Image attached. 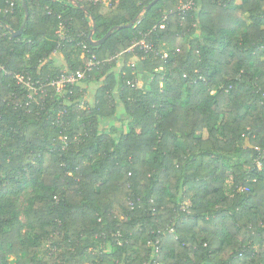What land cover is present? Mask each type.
<instances>
[{"label": "trees", "instance_id": "16d2710c", "mask_svg": "<svg viewBox=\"0 0 264 264\" xmlns=\"http://www.w3.org/2000/svg\"><path fill=\"white\" fill-rule=\"evenodd\" d=\"M151 1L0 0V264H264V0Z\"/></svg>", "mask_w": 264, "mask_h": 264}, {"label": "built area", "instance_id": "2783aa9c", "mask_svg": "<svg viewBox=\"0 0 264 264\" xmlns=\"http://www.w3.org/2000/svg\"><path fill=\"white\" fill-rule=\"evenodd\" d=\"M87 1L93 5L103 4V5L111 6L114 3H116L118 0H87ZM12 5H13V3H10V6H12ZM194 8H195L194 0H186L185 2H182L180 5H178L177 10L181 14V17L185 18V15L190 10H193ZM5 11H7V10H5ZM160 26L163 27L164 24L161 23ZM136 45L143 48L146 52L154 51L152 43H145L143 40H139L136 43H134L133 46H136ZM87 70H89L88 67H86V69L84 71H80L77 73H66L60 79L56 80L53 83L56 85L57 90L60 91L65 83L77 81L78 79L83 78L85 75V71H87ZM20 81H22V79H20ZM24 84L29 86V85H31V82L30 81H24ZM31 88H32V90H35L34 87H31ZM256 150H257V157L255 158L254 161H255L256 167L260 169L261 165H262V161L264 159V147L256 148ZM169 230L172 231V228H170ZM154 249H155V252H158V250H159L158 245H156ZM154 264H160V263L157 260H155Z\"/></svg>", "mask_w": 264, "mask_h": 264}, {"label": "rangeland", "instance_id": "374dc122", "mask_svg": "<svg viewBox=\"0 0 264 264\" xmlns=\"http://www.w3.org/2000/svg\"><path fill=\"white\" fill-rule=\"evenodd\" d=\"M161 50V53L164 51L163 48L160 49ZM57 57L56 58H53V60L58 63V66L61 67L60 69L64 72V73H68V70H67V66L64 62V59L61 55V53H58L56 54ZM133 61L135 62V64H137V59H133ZM65 75V74H64ZM96 78H100V76H97ZM94 80V79H93ZM91 80L88 82L87 86H86V99L82 100L81 102V105L83 107H89L93 104V92H94V89L96 87V84L95 82ZM98 82V81H97ZM137 85L138 87H142L143 86V79L142 77H139L138 78V81H137ZM30 86V85H29ZM31 88V87H30ZM32 89V88H31ZM33 91V90H32ZM118 113H120L122 111V107L121 105L119 104V107H118ZM102 123V122H101ZM104 123H107V121H104ZM26 197H27V193H20L19 196L16 198V204L18 206V210L20 212V219L22 221L25 220L24 218V215H23V209L24 207L26 206ZM15 261V257L14 256H8L7 258V262L8 264H13Z\"/></svg>", "mask_w": 264, "mask_h": 264}, {"label": "water", "instance_id": "95a60500", "mask_svg": "<svg viewBox=\"0 0 264 264\" xmlns=\"http://www.w3.org/2000/svg\"><path fill=\"white\" fill-rule=\"evenodd\" d=\"M158 0H152L147 6H146V8L148 9V8H150L152 5H154L156 2H157ZM77 6H79V4L76 2V1H73ZM24 6V11H25V16H24V20H26L27 19V17H28V9H27V7H26V5L24 4L23 5ZM82 9H83V11L86 13V14H88V11H87V9L85 8V7H82ZM135 20H136V18L132 21V23L133 22H135ZM125 26H130V25H123V26H118V28H122V27H125ZM94 27H95V25H94V23H93V29H94ZM93 29L91 30V32L89 33V35H88V39L91 41V43L93 44V45H98V44H100V43H102L110 34H111V32H112V29H110L103 37H101L100 39H98V40H92V33H93ZM22 31H23V26L19 29V30H17V31H11V32H13V35H19V34H21L22 33Z\"/></svg>", "mask_w": 264, "mask_h": 264}, {"label": "crops", "instance_id": "0c3cea01", "mask_svg": "<svg viewBox=\"0 0 264 264\" xmlns=\"http://www.w3.org/2000/svg\"><path fill=\"white\" fill-rule=\"evenodd\" d=\"M56 54H58L57 52H54L52 55H51V57L50 58H56L57 57V55ZM58 64V63H57Z\"/></svg>", "mask_w": 264, "mask_h": 264}]
</instances>
